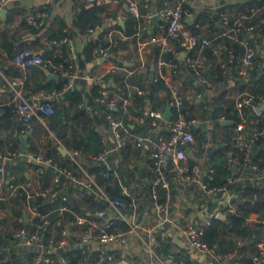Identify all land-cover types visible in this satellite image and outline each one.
Returning a JSON list of instances; mask_svg holds the SVG:
<instances>
[{"label": "built area", "instance_id": "built-area-1", "mask_svg": "<svg viewBox=\"0 0 264 264\" xmlns=\"http://www.w3.org/2000/svg\"><path fill=\"white\" fill-rule=\"evenodd\" d=\"M15 1L0 0V10ZM72 1L95 3L103 0ZM151 1L133 0L126 6L129 16L142 20L132 34L122 33L115 26L118 20L126 18L125 14L112 17L104 13L95 23L86 27L85 32L93 40L99 38L93 48V55L113 61L105 72L87 73L80 70L70 40L66 37L51 38L44 43L53 48L54 53H60L62 45L68 43V62L64 66L62 61L55 63L44 57L42 48L35 47L31 39L25 36L11 57V64L19 68L41 67L66 80L60 88L39 89L32 93L30 89H24L20 78L4 77L11 96L0 101V111L3 106L10 107L22 125L19 130L13 129L12 135L25 137L33 117L46 126L45 117L54 112V103L63 99L66 90L75 86L80 89L82 86L79 82L82 80L90 85H101L95 100L114 107L121 98L115 88L107 87V84L113 83L114 72L125 70L127 75H131L137 69L134 66L117 67L115 55L128 52L132 36L136 39V48L144 46L142 30L154 15L164 20L166 29L165 34L150 39V42L159 46L156 61L158 69L176 72L181 67V60L186 72L200 85L194 97H203L210 84L206 75L207 65L192 50L197 46L201 49L209 45L211 38L195 31L200 29L201 24L187 0H159L161 7L156 13L149 9ZM255 10L250 8V15L242 12L235 18L228 13H221L219 21L224 29L218 36L236 39L242 28L251 29L252 26L244 24V20ZM52 11V5L48 3L34 10H24L20 17L27 25L37 28ZM187 20H190L189 24ZM115 40L118 41L115 52H110ZM239 42L243 46V53L238 59L240 73L246 75L253 69L260 70L261 62L253 44L245 36ZM165 85L169 94L166 105L171 113L162 118V111L146 108L145 114L150 118L152 131L134 135L132 142L122 119L108 111L105 114L108 134L103 147L96 154L86 155L80 149L62 145L57 139V146L64 148L62 157L47 154L43 150L0 151V200L19 198L22 211L13 214L15 225H12L11 231L13 238L29 250L28 264H68L67 252L71 249H80L83 253L82 264H264V213L248 214V226H256L257 230L250 239L232 233L231 250L221 251L218 238L211 241L205 239L214 216L224 214L225 218H221L226 219L227 215L236 212L238 195L227 187L230 179L222 183L214 182L213 171L206 164L204 153L200 154L197 163H190L195 151L192 145L193 128L201 120L195 116L187 118L181 110L186 99L182 80L169 78L165 80ZM138 92L141 90L138 89ZM127 103L128 97L122 98L124 111ZM234 104L242 119L234 128L233 147L236 151L228 152L229 167L240 174L239 179L249 178L252 183L260 184L264 182V164L253 157L263 155L264 143L258 144L257 140L264 128L257 123L264 114V93H241ZM82 105V102L78 104L79 107ZM245 110L253 112L257 118L247 120ZM157 120L162 124L158 125ZM138 122L145 123L146 116H138ZM145 142H154L149 152L152 174L144 176L141 184L133 180L127 182L125 174L122 178L118 175L117 165L127 154L129 143L141 146ZM17 156L29 160L38 174L50 168L52 175L48 185L35 187L29 180L17 182L13 174L7 175L5 164ZM99 162L105 164V171H110L120 179L118 195L110 197L98 182L97 173L89 170L88 166ZM4 185L8 189L6 196L2 194ZM81 193L105 202V206L92 212H74L70 202L79 203ZM195 194H200L203 200L218 197L212 212L197 210L195 206L186 212L194 203H198ZM55 200L60 201V204L53 205ZM68 212L73 216L65 217ZM119 221L125 224V228L117 227ZM163 239L176 241L175 250L183 253L189 263L181 255H163ZM5 260V263L16 264L8 255Z\"/></svg>", "mask_w": 264, "mask_h": 264}, {"label": "trees", "instance_id": "trees-1", "mask_svg": "<svg viewBox=\"0 0 264 264\" xmlns=\"http://www.w3.org/2000/svg\"><path fill=\"white\" fill-rule=\"evenodd\" d=\"M264 0H251L242 8V12H246L250 15V8L257 9L252 16L247 17L244 20V24L253 25L251 30L250 38L247 37L251 42L262 41V46H264V37L258 36L257 33L264 35ZM15 10L21 13L24 11L19 4L15 3ZM103 7V2L101 3H80L71 20V25L73 28L63 31L60 28L58 31H54L49 34L48 38H60V37H72L76 36L78 32H81L86 29L88 25L95 23L101 16ZM219 16V12L214 14H209L208 12H199L196 15V19L200 24L205 22L209 23V27L217 32H221L224 27L217 25L216 18ZM7 21L10 20V17H6ZM141 19H137L133 16H128L125 19L124 27H121L120 24L116 23L115 26L118 30L123 31L125 34H132L137 29L141 23ZM26 24V23H25ZM27 25V24H26ZM66 24L63 22L62 26ZM163 25V34H165V23ZM28 28L36 30L35 27L27 25ZM38 28V27H37ZM156 27H152L151 33H154ZM10 29L5 27L2 31V43L1 47L6 51L7 57L11 59L13 54L18 49L17 44L20 40L19 37L15 36L13 33L9 34ZM196 32L199 30L195 29ZM148 34V29H144L142 35ZM245 29L242 28L237 38H230L227 36H219L218 38L226 43V48L220 53V61L211 72L207 73V76L212 82L219 83L224 79V67H228L230 72L238 77L236 65H238V59L243 53V46L240 44L239 40L245 36ZM246 37V36H245ZM210 38V36H209ZM37 40V39H36ZM36 40H31V43L34 45L37 44ZM99 42L98 39H92L86 41L83 44V47L80 51L76 53V62L80 70L84 69L86 64L94 57L93 48L96 43ZM118 41L111 45L109 51L115 52ZM104 44V43H103ZM42 48V53L44 57L50 58L53 62L62 61L64 66L67 65L68 59L66 57V50L68 48V43L62 45L63 50L60 53H54L53 48H47L44 44H39ZM38 48V47H37ZM207 48H202V51H205ZM198 49V46L192 50L194 53ZM207 52V51H206ZM159 53V46L156 45L151 53L150 59L146 62L145 72L134 71L131 75H127L125 70H116L113 74L112 85L107 84V87H113L117 90L120 95V99L117 101L114 107H108L104 103H99L95 100V97L99 94L101 85L92 84L88 88L78 89L76 86L66 90L63 94V99L54 103L55 110L52 114L45 117L47 128L54 133V143L49 142L45 147V152L47 154L60 155L57 148V140H60L65 146L74 147L80 149L84 154H96L104 145L105 136L102 134L98 126L100 124L106 123L105 114L108 111H111L118 117H120L124 125L131 131L138 133L140 135L146 134L147 128L150 126V118L145 114L146 108L150 107L154 110L163 111L166 107L167 100L169 99V94L166 91V85L164 80L160 76H150V62L156 64L157 56ZM115 65L117 67L124 66L128 68V65L125 61H130L129 55L126 54H116L115 55ZM213 57H209L206 61L212 62ZM223 64V65H221ZM179 65L182 66V61L179 60ZM211 67H207L210 69ZM48 70L41 67H29L26 78L24 80L25 87H28L33 92L38 91L39 89L49 90L52 88H60L65 78L57 76L55 79L48 77ZM259 72L258 69H253L250 71L252 80L251 91L250 93L254 95H259L264 93V73L257 75ZM4 73L9 76H14L18 74L24 75L18 69L7 66L4 67ZM227 76V75H226ZM1 82H5L3 77H0ZM138 89L141 92H138ZM163 91V95H159L158 92ZM128 97V103L125 105L126 111L123 110L122 98ZM65 100V101H63ZM83 103L81 107L78 106L79 103ZM235 97L232 96L224 101L220 99L218 95L210 98H201L200 100H185L181 110L185 113L187 118L194 116L199 117L201 120H208L210 127H205L204 123H199L193 128V137L194 142L192 145L195 148L193 152V157L190 158V163H197L200 154L204 153L206 164L213 171V179L216 183L227 182V187L229 190L238 195L236 212L234 214L227 215L226 219L221 217L214 216L212 226L208 229L205 239L207 241L214 240L215 238L219 239V245L221 251H227L233 249V239L231 234L235 233L243 237L250 239L252 235L256 232L257 227L248 226L246 222V217L251 212H258L259 214L264 213V182L260 184L252 183V180L249 178L239 179L240 174L235 171L232 167H229L230 158L228 155L229 151H236L233 147L234 143V134L235 126L241 121L242 116L239 113L238 109L235 107ZM129 114L134 116H146V122L139 124H134L133 128H130V118ZM245 117L247 120H253L257 117L252 115L250 111L245 110ZM228 120V123H222V120ZM258 125L263 126L264 128V118H258ZM31 121H38L36 118H32ZM39 122V121H38ZM148 123V125L146 124ZM22 127L20 121L14 120V113L10 107L3 106L0 111V151L4 153L3 145L8 140H11L13 143L10 147V150L21 151L24 150L20 142L19 136H13V129H20ZM32 128V127H31ZM217 131H221L220 138L215 140ZM208 133H211L212 136L209 138ZM28 134V133H27ZM212 144L210 147H206V144L209 141ZM257 143H264V130L263 133L257 140ZM130 149L131 143L128 144ZM26 149H31L38 151V148L29 145ZM25 149V150H26ZM129 151V150H128ZM127 151V154H128ZM239 151V150H238ZM262 156L253 157L254 160L259 161L264 164V148L261 152ZM127 154H124L125 162L118 163V175L122 178L123 174L128 176L132 175V178L136 180L135 168L127 162ZM238 154H241L238 152ZM127 167L129 172L126 173V170L122 168ZM89 170L96 172L98 182L103 186L106 193L110 196H116L120 192V179L116 176H113L110 171H105L106 167L103 162L95 163L88 166ZM6 174H13L17 182L26 181L24 175L25 163L24 158L17 156L16 158L8 161L5 164ZM105 171L104 173H102ZM52 172L50 168L44 170L42 174H39V180L41 182V187H46L51 178ZM136 178V179H135ZM137 181V180H136ZM125 182V181H124ZM2 194L7 195L8 189L7 185H4L2 188ZM195 199L198 201L199 206H195L197 210L206 209L208 212H212L214 209L218 197L214 199L203 200L200 197V194H195ZM19 198L9 197V205H13L19 208L18 212L22 211L21 203L18 200ZM47 204H50L49 202ZM53 205L57 206L60 204V201L55 200L52 202ZM5 204L0 200V207H4ZM105 206V202L98 199L90 197V195L81 193V201L70 202V208L74 212H83L86 213V210L93 211L97 208H102ZM194 206L190 207L186 212L192 210ZM72 213H65V217H72ZM6 216L0 217V222L5 219ZM118 228H125L123 222L116 223ZM1 240V238H0ZM162 254L163 255H181L185 258V261L189 263L183 253L177 252L175 250V245L170 242L168 239L162 240ZM68 264H82L83 263V253L80 249H71L67 252Z\"/></svg>", "mask_w": 264, "mask_h": 264}, {"label": "crops", "instance_id": "crops-1", "mask_svg": "<svg viewBox=\"0 0 264 264\" xmlns=\"http://www.w3.org/2000/svg\"><path fill=\"white\" fill-rule=\"evenodd\" d=\"M130 1H133V0H103L97 3L103 2L101 16L104 13H109L112 17H118L121 14H125L127 15L126 16L127 18L129 15L126 11V6L128 5ZM249 1L251 0H187V4L193 10V12L195 13V16L197 15V13L203 12V11L208 12L209 14H214L216 12H219V16L216 18V22H217V25L223 26L222 23L219 21V17L221 13L223 12L228 13L232 18H235L240 13H242V8L246 4H248ZM15 3L19 4V6L22 7L24 10H34L44 4L50 3L52 5L53 11L50 14V16H48L45 19V21L43 22L41 26H39L38 28H35L36 30H32L28 28L25 22L21 19L20 17L21 13L15 10V7H14ZM80 3H85V2L84 1L73 2L72 0H17L15 2H9L5 6H3V8L0 10V77H3V78L12 77L9 75L6 76V74L4 73V67L6 68L7 66H12L18 69L19 71H21L22 73H24V75L18 74V75L13 76V77L16 76L20 78L23 81V85H24V80L26 78V74L28 71V68H19L11 64L10 58L7 57L6 51L1 47L2 31L5 29V27L10 29V31L8 32L9 34L13 33L15 36L20 38L17 44V47H19L23 43L24 37L28 36L31 40L37 39L36 40L37 44L35 43L34 46L39 48L40 47L39 44H44L48 39H50L48 38L49 34L53 33L54 31H58L60 28H62L63 31H67L68 29L73 28V26L71 25V20L73 18V15L76 11L77 6ZM200 6L202 8H200ZM160 7H161V4L159 0H153L150 2L149 9L153 13H156L157 11H159ZM262 10H264V6L262 7ZM6 17H10V20L7 21ZM126 18L122 20H118L116 23L120 24L121 27H124ZM63 22L66 25L61 27V24H63ZM162 23H164V20L162 18H157L155 21L152 18L151 22L145 27V29H148V34L141 35L142 36L141 39L145 42L144 46H142L141 48H139L140 46L136 48L135 37L132 36L130 38L131 43L130 45H128L129 46L128 52H126L129 55L128 58H130V61H125L128 67L133 68L134 66L137 68L136 71L145 72L146 62L150 59L151 53L154 47L157 45V44L150 42V39L152 37H159L163 35ZM187 23L189 24L190 20H187ZM154 26L156 27V30L154 33H151L152 27ZM251 26H252L251 29L245 28V33H247L245 36L249 38L252 32L251 30L253 29V25ZM198 30L201 35H208L211 38L210 44L207 45V48L205 51H202V48L201 49L198 48L195 51L196 55L203 58L207 67L208 68L211 67L210 69H208V71L206 69V75H207V73L211 72V70H213V68H215L218 62L220 61V57H221L220 53L222 50L226 48V43H224L218 38L219 37L218 34H220L223 30L221 32L212 30L209 27L208 22L201 24V27ZM143 31L144 30H142V32ZM121 32L124 33L123 31ZM257 34L260 37L261 36L264 37V35L260 33H257ZM68 39L70 40V43H71V49L75 52V55H76L77 51H80L82 49L83 44H85L86 41L92 40V36H89L85 32V30H83L81 32H78L76 36L69 37ZM262 42L261 43L251 42L256 49V53L259 56L261 66H262V68L259 70L257 75L264 73V46H262L263 44ZM47 48L50 49L51 47L47 46ZM209 57H213V60L212 62L210 63L208 62L207 64L206 61L209 59ZM112 63L113 61H111L110 59L103 58L102 56H94L86 64L85 68L82 70H84L87 73L105 72L107 69H109L112 66ZM152 66L154 67V71H153L154 73L152 77L154 75L155 76L158 75L164 80V82L166 79H169V78L182 80L183 91L186 95L185 100H188V101H192L194 99L198 101L201 98H205V97L210 98V97L218 95L220 99L224 101V104H226V100H228L232 96H234L236 99L237 96L241 93L252 92L251 83H253V80H255L256 78L255 77L252 80V77L249 76L250 72H248L246 75L241 74L239 71L238 65H236L237 74H238V77L236 78V76H234L230 72L228 67H224L225 70L227 69V71L224 72V75H225L224 79L217 84L215 82H212L207 76L210 81V84L205 89V95L201 98H196L194 96L196 92L200 89V85H198L193 79V77H191L190 74L186 72V69L184 68L183 65L176 72H172L167 69L159 70L157 63L153 64V62H150V73H151ZM48 73L49 72H47V74ZM250 80H252L251 83H249ZM79 83L81 84V86H83V88H88L90 86V83L84 80L80 81ZM23 87L24 89H27V90L29 89L28 87H25V85ZM30 91L34 93L31 89ZM158 94L163 95L164 92L160 91L158 92ZM10 96H11L10 91L8 87L5 85V82H1L0 80V101H3L9 98ZM30 97L31 96L29 95L28 98ZM250 113L254 115L255 117H257L253 112H250ZM129 118L131 119L130 120L131 122L129 125L130 128H133L134 124L140 125V123L138 122V116L129 114ZM259 118H264V114L260 116ZM14 120L19 121L15 116H14ZM202 121L200 123H203V122L209 123L208 120L203 121V122ZM157 122H158V125L162 124L160 120H157ZM222 123H228V120L223 119ZM146 124L148 125V123ZM98 129L102 134H104V136L107 137L108 130H107L106 123L100 124L98 126ZM147 129L148 130H146V132L150 131L152 129V126L150 125L149 128ZM128 132H129L128 135L131 138V142L133 141L134 135H140L138 133L131 131L130 129H128ZM207 135L209 138L212 136L211 133H208ZM220 135H221V131H217L213 138L215 140H218L220 138ZM23 138L25 140V148H23L24 150L29 145H33L37 147L38 150H43V151L45 150L46 145L50 141L54 143L53 139H55L54 133H52V131L46 128V126H44L43 123L38 122V121L30 122V129L28 131V134L25 137H19L20 142ZM12 143L13 142L11 140H8L6 143H4L3 145L4 152H6L7 150H10ZM212 143H213L212 140L211 142L209 141L207 147H210ZM62 145L64 144L62 143ZM152 146H154V142H145V144L141 146H135L133 143H131L130 149L127 154V157H128L127 162H129L135 168L134 172L137 178L135 179L137 181L132 178V175L128 176L126 174L125 177L127 178V182L133 180V182H135L136 184H141L142 182H144L143 180L144 176H150L152 174L151 160L149 158V152ZM59 153L60 155L58 156L62 157L63 154H61L60 151ZM123 161L125 162V159H123L121 162ZM24 163H25L24 175L26 179L29 180L35 187L41 186V182L39 180V174L36 172L32 163H30L29 160L25 158H24ZM123 169L126 170V173L129 172V169L127 167L122 168V170ZM8 199L9 198L1 200L5 204V206L0 207V217L6 216V218L0 222V238H1L0 240V264L7 263V262L6 263L4 262L6 261L5 260L6 255H8L16 264H28V260L30 258L29 250L25 246L20 244L19 241L13 238L12 231H11L12 225L13 226L15 225V223H13L12 221V218H13L12 216L13 214L17 215L19 208L13 205H9ZM192 206H199V205L198 203H194ZM171 242L176 246V241L171 240Z\"/></svg>", "mask_w": 264, "mask_h": 264}, {"label": "water", "instance_id": "water-1", "mask_svg": "<svg viewBox=\"0 0 264 264\" xmlns=\"http://www.w3.org/2000/svg\"><path fill=\"white\" fill-rule=\"evenodd\" d=\"M158 18L157 15H154L153 16V20L155 21L156 19ZM184 53L182 52L181 55H183ZM154 71V67L152 66L151 67V73L150 75L152 76L153 75V72ZM48 77L50 78H55L56 75L55 74H52V73H48ZM171 113V110L169 108V106L166 105L164 111L162 112V118H166L169 114ZM53 133V132H52ZM21 144H22V147L25 148V140L24 138L21 140ZM58 150L61 152V154H64V148L61 146V145H58ZM169 166H170V163H169ZM222 218H225V215L224 214H221V215H218ZM234 258L230 259V262L233 261ZM124 263V262H123Z\"/></svg>", "mask_w": 264, "mask_h": 264}, {"label": "rangeland", "instance_id": "rangeland-1", "mask_svg": "<svg viewBox=\"0 0 264 264\" xmlns=\"http://www.w3.org/2000/svg\"><path fill=\"white\" fill-rule=\"evenodd\" d=\"M201 121H202V120H201ZM203 121H204V120H203ZM203 121H202V122H203ZM203 123H204L205 127H210V123H207V122H203ZM203 123H202V124H203Z\"/></svg>", "mask_w": 264, "mask_h": 264}]
</instances>
